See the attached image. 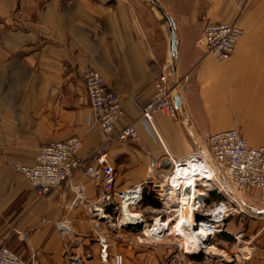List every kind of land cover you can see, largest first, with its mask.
<instances>
[{
	"label": "crops",
	"instance_id": "1",
	"mask_svg": "<svg viewBox=\"0 0 264 264\" xmlns=\"http://www.w3.org/2000/svg\"><path fill=\"white\" fill-rule=\"evenodd\" d=\"M205 21L241 28L227 60L202 46ZM163 65L171 67L177 116L155 112L149 123L141 108ZM86 66L98 70L121 101L113 135L132 125L135 139L108 140L93 124L81 79ZM232 128L249 146L264 148V0H0V245L35 255L40 264H111L115 253L122 264H176L171 245L127 244L130 232L102 203L98 178L76 170L38 196L11 165H31L46 142L76 136L77 156L96 169L94 151L105 146L114 191H123L147 179L161 181L169 159L198 153L206 136ZM207 196L210 202L212 190ZM232 197L238 206L250 203ZM262 203H250L259 216H250L243 232L261 252L238 264H264ZM159 204L142 209L154 213ZM59 220L69 228L63 235ZM99 238L106 239V258Z\"/></svg>",
	"mask_w": 264,
	"mask_h": 264
},
{
	"label": "built area",
	"instance_id": "2",
	"mask_svg": "<svg viewBox=\"0 0 264 264\" xmlns=\"http://www.w3.org/2000/svg\"><path fill=\"white\" fill-rule=\"evenodd\" d=\"M241 33L242 30L236 23L205 21L201 44L207 53L212 54L218 61H224L231 56ZM171 74L170 65L161 67V72L153 83V95L141 108L142 118L146 122H151L155 112H163L170 117L177 116V107L174 103V96L176 95L172 94L173 88L169 85ZM81 79L89 100L93 124L107 136L108 140L126 141L135 139L137 133L132 125L123 127L113 135V129L116 122L122 117L123 109L118 95L106 85L100 72L90 66H86L81 70ZM80 146V139L76 136H71L64 140H51L38 149L31 165L12 164L11 169L27 179L38 196L47 194L66 181L74 171L83 169L84 173L89 177L100 180L103 192L102 203L113 211L120 207L121 212L124 206L133 208L140 204L144 187L146 184H151V190L155 198L161 203L160 209L155 210L154 213L159 218L163 217V213H167L165 209H168L169 204L166 203L165 195L168 187L165 185L161 186L162 180L153 181L147 179L127 190L114 191V167L108 160L105 146H100L94 151V164L98 169L93 165L83 164L77 156ZM205 148L206 152L192 155L203 154L206 156L219 179L222 181L230 180L238 192L264 194L263 147L249 146L240 132L236 128H232L206 136ZM192 155L187 158H191ZM169 162L173 166L176 165V161L173 159H169ZM177 162H180V160H177ZM156 167L159 168L160 165L157 164ZM225 186L226 189H221L223 199L210 209L215 211L220 205H223L219 220L211 223L212 234L219 231L217 224L221 223L229 214L243 212L236 204L235 199L231 198L230 188L226 184ZM184 188V185H180L175 190L181 192ZM205 189V195L201 196V200H198L200 203L204 201L208 203L207 192L211 190L206 187ZM202 207L201 205L196 210ZM205 208L208 207L206 206ZM100 212H103V209ZM140 223L142 227L146 225L144 216H142ZM117 224L120 227L124 223L119 220ZM56 228L61 235L69 231V228L62 220L56 222ZM141 235V237L136 236V240L130 241V244L135 243L139 247H149L163 240L161 234L157 238H151L142 230ZM240 238L241 234L236 237L237 240ZM105 240V238H99L98 240L102 258L107 257ZM0 264H40V262L35 255L23 257L8 246L0 245ZM111 264H122V255L120 253L113 254Z\"/></svg>",
	"mask_w": 264,
	"mask_h": 264
},
{
	"label": "rangeland",
	"instance_id": "3",
	"mask_svg": "<svg viewBox=\"0 0 264 264\" xmlns=\"http://www.w3.org/2000/svg\"><path fill=\"white\" fill-rule=\"evenodd\" d=\"M206 151H207L206 148H204L202 150L200 149L198 153L200 152L203 153ZM200 155H203V154H200ZM210 166L212 167V165ZM173 168L174 166L171 165L168 167L166 172H164V175L161 178L162 180L161 186L163 185L167 186L165 183V178L169 173H171ZM212 169L214 170L213 167ZM216 177H217L216 181H212L211 185L206 187L207 189L212 190V193H214V197H212V200L208 203L207 202L205 203V205L209 209H211L213 205L215 206L221 199H223V197L222 198H216V197L217 195L219 197V194L221 196V192H222L221 189H226L225 184L231 190L230 196L232 199H233L232 197L233 194L236 193V194L241 195L242 200L244 198L248 200V202L250 203H254V204L262 203L261 201H262V197H264V194H258L255 192L254 193L238 192L230 180L226 179L225 181H222L221 179L218 178L217 174H216ZM199 188L202 189L203 191L206 190L204 186L202 187L199 186ZM144 190H148V192H151L152 194H154L151 190V184H146V186L144 187ZM179 193L180 192L178 193L176 192V196H179ZM176 201L177 200L175 199V196L167 199L166 203L169 204V207L168 209H165L167 213H163L162 218L157 217V214L153 213L152 211H149V209H142V206L137 207L135 211H138L141 213V210H142L144 212L143 214L145 215L146 225L144 227H141V229L138 231H134L132 229L125 230V232H130L129 233L130 235H128L127 237L128 238L126 241L127 244H130V241L136 240V236L141 237L142 230L147 236L151 238H157V236L161 234L163 236L162 238L163 240L160 243L150 245V247H153L154 245H157V244H165L167 246L171 245V248L175 250L176 256L173 259L176 264H238L240 260L253 258L256 252H261V250L258 249V246L254 242H249V243L245 242L246 237L243 235V232L245 231L244 228H246V224L251 219L250 216L258 217L259 215H258V212L252 211L253 209L250 206H253V205H250V203H247L243 200L242 206L239 205V208L243 210V212L237 214L233 212V210H231L233 214L226 217L221 223L217 224L219 231L214 233L215 235H213V238L211 240L212 244H214L218 249L224 251L227 254V257L224 258L220 256V257H207L206 258L204 255H198V256H203L202 258H199V257H194V256H190L188 254L183 253V249L179 245L178 241L176 240V237L169 230V227L173 226L176 223L175 219L177 216V210L179 209V206H178L179 203L178 201L177 202ZM236 204L238 205V202H236ZM262 204H264V202ZM205 207L199 208L198 210H196V213L198 215L205 214ZM121 216H122L121 208L118 207V209H116L115 215L113 216L114 221L118 222L121 219ZM239 234H241V238L237 240L236 237ZM244 247H247L248 249L245 255L240 254L241 253L240 249Z\"/></svg>",
	"mask_w": 264,
	"mask_h": 264
},
{
	"label": "bare ground",
	"instance_id": "4",
	"mask_svg": "<svg viewBox=\"0 0 264 264\" xmlns=\"http://www.w3.org/2000/svg\"><path fill=\"white\" fill-rule=\"evenodd\" d=\"M199 158L201 159L199 160ZM175 163L173 170L165 178L168 187L165 195L166 199L175 196L179 203L176 223L169 227L170 232L176 237L185 254L190 256L204 255L206 258L227 257V254L218 249L211 241L213 235H215L212 234L211 223L219 220L223 205H220L215 211L205 208V214L202 215L196 213L197 207L206 206L205 201L200 203L197 199V195L202 197L205 195L199 186L208 187L212 181L217 179L215 171L210 166V161L204 155H192L191 158H185L183 161L180 160V162L176 161ZM180 185L188 187L189 190L191 188V190L189 193L183 190L179 193V196H176L177 191L175 189ZM141 218L142 214L140 212L124 206L120 221L124 224H138L141 222ZM247 251V247L241 248L240 254L245 255Z\"/></svg>",
	"mask_w": 264,
	"mask_h": 264
},
{
	"label": "water",
	"instance_id": "5",
	"mask_svg": "<svg viewBox=\"0 0 264 264\" xmlns=\"http://www.w3.org/2000/svg\"><path fill=\"white\" fill-rule=\"evenodd\" d=\"M174 44H175V36H174V30L171 29L170 30V49L173 50L174 48ZM174 103H175V106L178 105L179 103V97L176 95L174 96ZM168 165V162H165L164 163V166H167ZM189 188L188 187H185L184 188V192L186 193H189ZM197 199L198 200H201V195H197ZM199 217V216H198ZM123 228L125 229H132L134 231H138L141 229L142 227V224L141 223H138V224H133V223H127V224H123L122 225ZM194 257H199V258H202L203 256H194Z\"/></svg>",
	"mask_w": 264,
	"mask_h": 264
},
{
	"label": "trees",
	"instance_id": "6",
	"mask_svg": "<svg viewBox=\"0 0 264 264\" xmlns=\"http://www.w3.org/2000/svg\"><path fill=\"white\" fill-rule=\"evenodd\" d=\"M159 202L155 198L154 194L151 192H148V190H143V195H142V201H141V206H151L153 208H158L159 207Z\"/></svg>",
	"mask_w": 264,
	"mask_h": 264
}]
</instances>
